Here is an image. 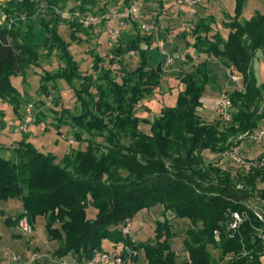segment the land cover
<instances>
[{
  "label": "trees",
  "instance_id": "trees-1",
  "mask_svg": "<svg viewBox=\"0 0 264 264\" xmlns=\"http://www.w3.org/2000/svg\"><path fill=\"white\" fill-rule=\"evenodd\" d=\"M59 1L16 2L17 13L27 7L29 15L36 14L34 2L37 6L47 3L46 11L40 9L50 15L39 18L46 32L41 45L33 22L24 34L16 25L0 22V99L23 117L28 103L12 77L26 76L38 63L39 46L49 54L58 48L65 65L55 73L41 75L37 90L41 97L50 98L54 120L46 119L43 109L47 101L39 100L34 122L57 130L68 125L74 143L87 145L82 149L71 143L61 160L53 153L39 151L28 141L27 132L16 143L0 146V201L19 199L24 209L15 217L8 216L6 224L18 225L26 216L35 230L37 218L42 217L48 239L58 243L54 257L73 254L79 263L103 250V241L110 238L115 248L128 244L142 250L145 264H264V241L256 232L263 224L250 205L258 202L257 198L264 200V186H260L264 184V155L259 157L262 164L250 170L239 166L235 174L218 163H206L204 157L206 150L223 156L242 143L236 140L238 134L259 128L264 120V82L259 81L253 65L264 45V11L256 10L250 19H241L247 0H236L233 18L224 22L229 29L227 36L220 30L214 32L213 15L197 18L182 34L195 39L198 54L217 59L232 74L243 76V89L229 94L232 118L222 124L208 122L199 114L210 84L207 61L203 60L181 71L183 88L174 105L163 106L152 118L140 117V103L157 94L164 78V61L152 66L147 57L154 33L112 40L110 58L88 49L93 72L86 73L59 28L66 21L71 39L82 42L89 39L91 26L74 16L63 17L57 10ZM86 4H94V0H82L78 5L84 14L90 10ZM131 52H137L139 58L133 69L125 62ZM60 79L73 90L75 109L62 106ZM4 116L0 111V135ZM142 124L149 126L148 132L141 129ZM9 149L12 157L4 155ZM158 205L173 218L190 221L184 242L187 256L182 260L171 243L175 232L169 219L157 222L154 241L136 242L120 229L140 211ZM93 210L95 216L90 217ZM235 211L247 213V219L230 236L227 222ZM210 247L218 249L219 256ZM230 254L233 256L227 259Z\"/></svg>",
  "mask_w": 264,
  "mask_h": 264
},
{
  "label": "rangeland",
  "instance_id": "rangeland-1",
  "mask_svg": "<svg viewBox=\"0 0 264 264\" xmlns=\"http://www.w3.org/2000/svg\"><path fill=\"white\" fill-rule=\"evenodd\" d=\"M18 1L19 0H0V22L3 25L8 26H11L13 24L16 25V27L19 28L21 32H23V34L28 31V26L30 22H33L36 28V41L39 45L43 44V42L45 41L46 32L44 29L41 28L39 18L43 15H46V18H49L50 15L44 12L46 11L45 6H47V3L39 2V5L37 6V3L35 4L37 0H34L35 2L33 10L34 12H36V14L29 15L30 10L27 7H23L21 9L20 14L17 13V10L15 8L17 7L16 2ZM79 4H82V0H61L59 1L57 10H59L62 13V16L64 17L67 16L68 13L71 14L72 12L76 11L81 12L78 8ZM85 6L90 9L89 12H86L87 14H98L100 16H102L103 14L107 16L109 15V12L111 10H118L119 23L112 17H106V19L102 23L95 26H91L90 32L88 34V40L77 42L72 40L70 37V28L67 25L68 23L66 21H62L59 28L60 34L66 41L71 42V50L75 55L76 59L79 61L81 69L84 72H93V58L89 54V51H87L88 49H95L99 54H101L105 58L111 57L113 41L109 36V28L119 27L121 31V36L124 38L135 36L138 33L149 34L153 32L156 44H158L159 42H164L165 51L168 50L170 52H175V54L179 56L175 59L174 65L177 63L176 65H178V68H180L182 63V66L184 65L183 71H188L189 69L193 68V66H195V64L201 60L207 61L210 84L206 87V90L204 92V97L206 98V101L203 102L204 98L201 99L203 103L202 106L199 108V114L203 119L208 122L220 121L222 124H224L225 121L222 120V117L217 110L218 103L222 100V97L224 95H227L230 100L229 94L234 90H239L241 86H243V76L239 73H235L240 76V81H233L231 77L232 73L230 71H227V69L223 67L221 63L214 62L206 57L204 58L202 56L203 54H198L197 49L194 48L195 39L192 37H184L182 34L185 30H188V28H190L191 23L195 20V18L197 19L203 15H213V17L215 18L213 23L214 32L220 30L224 34V36H226L227 30L225 29L223 22L229 21L233 18L234 10L232 0H219L217 2H215L214 0H206L200 2L199 4H196L193 7V10H191V8L189 7V12L183 11V9L179 7V4L176 3L175 0H94V4H86ZM40 9H43L44 11ZM135 9L138 11L137 16L132 15V10ZM256 10L264 11V0H247L244 6L241 19H250V16ZM79 22L82 23L80 20ZM80 36L83 39L86 38V35L83 33H81ZM156 44L154 43L151 46L152 48H150L147 55V57L149 58V62L152 66H158L162 61H164L165 63V60L167 59L168 55L163 50L158 48ZM262 50L257 53L254 65L255 73L261 83L262 79L260 74L259 56H261L260 58H263L264 50ZM38 51V63L33 64V66L27 71L26 76L14 77L13 82L15 86H17L18 89L21 91V93H23L22 95L24 101L28 104H35L33 108V114L36 115V111L39 108V100H42L44 102L47 101V106H45L43 110L47 112L46 119L49 122H53V115L49 111V107L53 108L50 102V98H46L43 96L41 97L37 94V90L40 86L41 80L39 75H44L47 72L55 73L60 70V68L65 65V63L61 58V52L58 48L53 49L52 53L49 54L46 48H44L43 46H39ZM138 60L139 58L137 52H131L125 57V62L129 65L131 69L137 66ZM163 68L165 77L171 76L176 78L171 82H164L163 80L161 88L158 89L157 94H155L151 98L159 102V107L162 106L164 103L166 105L172 103L175 104L177 95L179 91H181V89L183 88V84L180 82L178 74H172V72H168L167 74L166 72L168 71V68L164 64ZM79 83L80 81L76 80V84L79 85ZM57 84L61 89L71 90L68 87V84L63 79L57 80ZM67 94L68 93L65 92L63 94V97L61 96V98L64 99L61 101L62 106L73 108V101L75 99L74 92L73 90H71V96H67ZM55 95H58V91H56ZM151 99H146L142 103H140L141 107L138 110L139 116H149V118H152L155 114H157V112H151L148 115V113L144 110V107H148V104ZM62 106L60 105L59 108H62ZM233 110L234 108L232 107V111ZM12 111L13 109L8 114L10 117H15V115L13 114L14 111ZM23 114H26V108ZM35 115L26 118L30 121H34ZM29 122L25 121L22 124H18V126L21 125L20 128L17 126V124L14 123L16 125L15 128L18 127L17 133L11 134L10 129H7L4 132V134H7L8 136L6 140H8V142H10L9 138H11L10 140H18V137L21 136L19 135L20 132L22 131V134L23 130L28 128ZM25 124L28 125L26 126ZM260 127H264V120L261 122ZM31 129L32 128H29L27 133H30ZM61 129L63 133H66L68 136H72L70 126L64 125ZM141 129L143 131L148 132L149 126L142 124ZM37 131H40V129ZM54 135L55 134H53V136ZM242 136L243 134H238L236 140H240ZM46 137L48 138V136ZM49 137H51V135ZM57 140L60 141V143H58L57 145L54 142V138L52 139V141L46 140V142H44L46 145L52 144L50 146L49 151H56L54 152V154L56 153V155L62 157L66 153L67 143L64 141L63 138L61 139L60 135ZM72 144H75V146H78L82 149H85L87 145L86 143H74V141L72 142ZM263 144L264 143H254L249 140H245V142L243 143V152L249 159L258 161L259 157L264 155ZM0 146L3 148V146L7 145H2L0 143ZM46 150H48V148H46ZM204 157L206 163H218L224 170L231 171L233 174H235L238 170L239 166L235 165L229 159L225 158L222 155L214 154L209 150H206L204 152ZM263 159L264 156L261 158V160ZM260 186L262 187L264 186V184H260ZM250 205L254 206L255 208L262 209V205L259 202L253 201L250 203ZM23 210V204L20 202L19 199H9L0 201V229L4 233L3 237L5 238L2 242H0V247L1 245H7L8 247V245L11 244L10 242L5 240H8V234H11L12 231L17 234H21L20 236H22V239L19 240V242L23 243L22 245H26L28 241H31L30 236L25 235L19 227L16 228V225H14V228L9 227V225H6L5 222L7 218L5 219L4 217H2L4 215L2 214V211H5V215L16 216L19 213L23 212ZM94 216L95 210L90 212V217ZM166 219L170 220L173 231L175 232V237L171 239L173 249L177 251L178 260H182L187 256L186 251H184V242L188 238L187 230L191 227L190 221L188 219L173 218V214L171 212L164 213V208L160 205L140 211L134 216L131 222L130 236L136 242H143L148 240L154 241L157 222L164 221ZM124 226L125 225L122 224L120 226V229H122ZM33 238L36 239L32 242L34 243L33 252L38 248H44L42 249V253L47 251L48 248L54 250L55 246L58 244L56 241L51 242V240L48 239L46 223L42 217H38L36 220ZM115 246L116 245L114 244L113 240L109 238L103 241L102 249L111 252L114 251ZM120 247L121 244L118 245V248ZM210 249L212 250V252H214L215 256H219L220 252L218 249H214L212 247H210ZM61 259L66 260V263L68 264H80L76 258H73V254H69ZM28 260H30V262L34 264L40 263L41 261H43V264L53 263L52 261L49 262L50 259L44 257L34 258L33 253L30 255ZM135 263L145 264V254L142 250L139 251L138 259ZM55 264L58 263L55 262Z\"/></svg>",
  "mask_w": 264,
  "mask_h": 264
},
{
  "label": "built area",
  "instance_id": "built-area-1",
  "mask_svg": "<svg viewBox=\"0 0 264 264\" xmlns=\"http://www.w3.org/2000/svg\"><path fill=\"white\" fill-rule=\"evenodd\" d=\"M205 0H175L178 4H184L187 5L193 10L194 6L196 4H199L200 2H203ZM132 15L137 16L138 11L132 10ZM72 16L78 18L85 26H95L100 23H102L106 17H112L117 22L119 21V12L118 10H111L109 12V15H95V14H87V13H81L79 11L73 12L71 14H67V16H64L66 18H71ZM119 23V22H118ZM122 23V22H120ZM109 36L113 41H118L121 37V31L120 28H109ZM164 42H159L158 46L160 48L164 47ZM175 56H169L168 62H172ZM232 80L235 82L240 81V76L237 74L231 75ZM240 89H243L241 86ZM218 112L220 113L222 119L225 122H229L231 120V102L229 100V97L227 95H224L222 97V100L218 103ZM33 104L29 103L26 108V117L33 116ZM242 143L236 144L231 149L226 151L223 156L227 159H229L231 162H233L235 165L242 167L243 169L250 170L253 166L257 164H262L264 162L254 161L249 159L246 154L243 152V143L245 140H249L254 143H263L264 142V127H259L254 130L247 131L243 134V136L240 138ZM70 143H72L73 137L70 136L69 138ZM257 201L261 203L262 209L255 208V214L259 218V220L262 222L263 225L256 227V232L258 236L263 239L264 241V200L261 198H257ZM247 219V213L245 212H239L235 211L232 212L229 218V221L227 222V228L232 233L230 236H233L236 231L239 230V227L242 225V223ZM18 227L21 229V231L28 236H31L34 233V226L31 224L29 219L24 216L20 219L18 223ZM131 232V222L129 221L124 227H123V234L128 236ZM215 236L216 239H219L220 237V231L217 229L215 230ZM138 249L132 247V245H122L120 248L116 247L114 251H105V250H96L94 251L92 257L84 260L80 264H136L135 258L139 255ZM233 255H229L227 259L231 258ZM35 258V257H34ZM19 259L14 256L10 258L9 260H3L0 257V264H18Z\"/></svg>",
  "mask_w": 264,
  "mask_h": 264
},
{
  "label": "crops",
  "instance_id": "crops-1",
  "mask_svg": "<svg viewBox=\"0 0 264 264\" xmlns=\"http://www.w3.org/2000/svg\"><path fill=\"white\" fill-rule=\"evenodd\" d=\"M206 1V0H205ZM215 2H217V1H219V0H214ZM234 1H235V7H236V0H232V2H233V10H234V13H235V7H234ZM179 7L180 8H182L183 9V11H185V12H189V6H187V5H184V4H182V5H180L179 4ZM255 12V11H254ZM254 14V13H253ZM252 14V15H253ZM251 15V16H252ZM203 16H205V15H203ZM233 16H234V14H233ZM250 16V17H251ZM186 17V16H185ZM201 17V16H200ZM190 19V18H189ZM194 20V19H193ZM195 20H196V18H195ZM194 20V21H195ZM226 22V21H225ZM223 25H224V22H223ZM226 30H227V34H228V32H229V29H227V28H225ZM227 34H226V36H227ZM156 44V42H155V37H154V42L152 43V45L153 44ZM156 46L158 47V48H160L159 46H158V44H156ZM152 48V47H151ZM161 50H163L165 53H167L168 55H167V59L165 60V63H164V65L168 68V71L166 72L167 74H168V72L170 73V72H172V74L173 73H177L178 74V76H179V74L181 73V71L183 70V68H184V65L182 66V63H181V66H180V68H178V65H174V63H175V59L176 58H178L179 56L178 55H176L175 54V52H170V51H168V50H164V47L163 48H160ZM262 49L264 50V45H263V47H262ZM262 49H260V50H262ZM259 50V51H260ZM262 50V51H263ZM259 51H258V53H259ZM175 56V58L173 59V61L172 62H168V57L169 56ZM260 55V54H259ZM204 58L206 57L207 58V56H206V54H203L202 55ZM202 57V58H203ZM261 56H259V60H260V64H259V66H260V74H261V79H262V82H264V54H263V58H260ZM208 59H210V60H212V61H214V62H217V63H220V61H218L217 59H213V58H208ZM217 63H216V65H217ZM253 65H255V61H254V64ZM258 65V64H257ZM224 67V66H223ZM178 68V69H177ZM227 69V68H226ZM227 71H229L228 69H227ZM39 76H41V75H39ZM18 77V76H17ZM13 78L14 77H12V83L14 84V82H13ZM176 77H171V76H164V78H163V80H164V82L165 81H169V82H171L172 80H174ZM212 85H214V84H212ZM14 86H15V84H14ZM17 89H18V87L17 86H15ZM69 87V86H68ZM19 90V89H18ZM72 90V89H71ZM71 90H66V89H61L60 88V95L63 97V94L66 92V93H68L67 94V96H71ZM20 91V90H19ZM21 92V91H20ZM23 94V93H22ZM204 98V101L203 102H205L206 101V98L205 97H203ZM62 100H64V99H62ZM65 103H69V102H65ZM159 105V102H157V100H155V99H151V101L149 102V104H148V107H144V110L148 113V115H149V113H151V112H153V113H155V112H157V114L161 111V109H162V107L163 106H165L166 104L164 103L162 106H158ZM169 105H174V103H172V104H169ZM77 106V104H76V99H74V101H73V109H75V107ZM67 107V106H66ZM71 107V106H70ZM13 109V107L9 104V103H7V102H5V101H3V100H1L0 99V111H2L4 114H5V116L3 117V118H1V120L3 121V124H4V127H3V129H2V133H1V135H0V143L2 144V145H7V146H10V145H12V144H14V143H16L17 141H19V140H21V137H22V134H21V132L20 131H18V132H20V134L19 135H21L20 137H18V140H10L11 138H9V141L10 142H8V140H6V138H8V136H7V134L5 135L4 134V132L7 130V129H10V132H11V134H16L17 133V129H18V127L20 128V126H18V124H22L23 122H25V121H27V122H29L30 120H28L27 118H26V116H25V114H24V116L23 117H18L15 113H13L14 115H15V117H10L9 116V112L11 111ZM156 110H158V111H156ZM13 112V111H12ZM140 117H142V116H140ZM143 117H149V116H143ZM16 118V119H15ZM10 119H11V122H10ZM8 121V122H7ZM17 124V128H15V124ZM26 126L28 125V124H25ZM22 127H23V125H22ZM29 128H32L31 129V132L30 133H28L29 134V137H28V141L29 142H31L39 151H41V152H44V153H53L54 154V152H56V151H49L50 150V146L52 145H50V144H45V142H46V140H50V141H52V139L54 138V142L56 143V145L58 144V143H60V141H58L57 140V138H59V135H60V137H61V139L63 138L64 139V141L67 143V149H66V153H67V151H68V149H69V147H70V141H69V138H70V136H68L66 133H63V131H62V129H60V130H57L55 127H53L52 125H50V124H46V123H35L34 121H30L29 122V125H28V128L27 129H25V130H23V132H27L28 130H29ZM40 129V131H37V130H39ZM37 131V132H36ZM53 134H55V135H58V136H53ZM51 135V137H49ZM46 136H48V138L46 137ZM5 137V138H4ZM45 141V142H44ZM58 141V142H57ZM46 148H48V150H46ZM65 153V154H66ZM4 155L6 156V157H12V155H13V152H12V150L11 149H9V150H6L5 152H4ZM55 155H56V153H55ZM57 157H58V159L59 160H61L64 156H62V157H60L59 155H56ZM21 202V201H20ZM22 203V202H21ZM2 214H4L5 215V211H2ZM2 216V217H4L5 219L8 217V216H10V217H15V216H11V215H5V216ZM6 223V222H5ZM7 225V224H6ZM9 227H12V228H14V226H9ZM1 228V227H0ZM16 228H18V225H16ZM34 232H35V230H34ZM34 234V233H33ZM33 234L30 236V238H31V241H28L27 242V244L26 245H22L23 243H20L19 242V240H21L22 239V236H20L21 234H17V233H15L14 231H12L11 232V234L9 233L8 234V240H5V241H8V242H10L11 244L10 245H8V247H7V245H1V247H0V251H1V254H0V256H1V258L3 259V260H9L10 258H12V257H14V256H16L18 259H19V263L18 264H34V263H31L30 262V260H28L29 259V257H30V255L33 253V256L34 257H36V258H41V257H44V258H47V259H50L49 260V262L50 261H52L53 263L52 264H55V262L56 263H58V264H68V263H66L67 261L66 260H63V259H59V258H56V257H54V255H53V252H54V250H56L57 249V247H58V244L55 246V248H54V250H51L50 248H48V250L47 251H45V252H43L42 253V249H44V248H38V249H36L34 252H33V249H34V243H32L33 241H35L36 239H34L33 238ZM4 233L1 231V229H0V242H2L3 241V239H5L4 237ZM34 239V240H33ZM52 242V241H51ZM7 243V242H6ZM49 256V257H48ZM73 258L75 259L76 258V256H74L73 255ZM37 264H43V261H41L40 263H37ZM51 264V263H50Z\"/></svg>",
  "mask_w": 264,
  "mask_h": 264
}]
</instances>
